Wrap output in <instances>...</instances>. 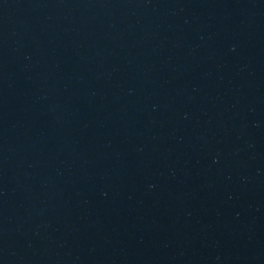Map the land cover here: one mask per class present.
<instances>
[{"label": "water", "instance_id": "water-1", "mask_svg": "<svg viewBox=\"0 0 264 264\" xmlns=\"http://www.w3.org/2000/svg\"><path fill=\"white\" fill-rule=\"evenodd\" d=\"M0 264H264V0H0Z\"/></svg>", "mask_w": 264, "mask_h": 264}]
</instances>
